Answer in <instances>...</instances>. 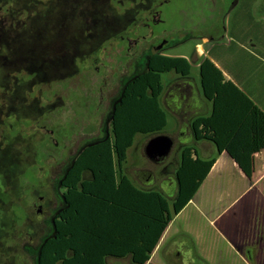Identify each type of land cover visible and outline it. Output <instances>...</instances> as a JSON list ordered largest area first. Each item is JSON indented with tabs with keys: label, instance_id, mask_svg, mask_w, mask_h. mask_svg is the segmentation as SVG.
Returning a JSON list of instances; mask_svg holds the SVG:
<instances>
[{
	"label": "rangeland",
	"instance_id": "rangeland-1",
	"mask_svg": "<svg viewBox=\"0 0 264 264\" xmlns=\"http://www.w3.org/2000/svg\"><path fill=\"white\" fill-rule=\"evenodd\" d=\"M156 10L160 18L145 22L136 34ZM242 17L264 20V0H0V264H36L32 255L52 236L60 210L42 216L36 205L47 210L62 198L58 178L68 161L111 135L112 100L135 65L145 71L155 53L190 58L201 37L235 33L244 27L237 24ZM169 75L175 73L163 76L165 85ZM192 78L199 79L194 63ZM172 112L159 134L176 141L167 160L175 178L179 142L189 139L177 135ZM152 138L136 136L127 166L140 184L146 180L141 173L154 170L158 186L164 165L155 169L144 154ZM173 178L161 181L168 200L177 192ZM146 185L153 186L152 180ZM196 216L189 207L174 217L171 234ZM209 221L203 220L201 229L210 238L215 231ZM209 238L192 250L206 262L188 257L189 264H243L226 241ZM167 247L157 249L153 264H166Z\"/></svg>",
	"mask_w": 264,
	"mask_h": 264
},
{
	"label": "trees",
	"instance_id": "trees-1",
	"mask_svg": "<svg viewBox=\"0 0 264 264\" xmlns=\"http://www.w3.org/2000/svg\"><path fill=\"white\" fill-rule=\"evenodd\" d=\"M145 69L124 85L111 114V136L86 147L62 176L64 209L55 221V236L35 254L36 264H109L110 258L152 264L164 232L215 165V158L203 160L195 146H184L175 168L177 193L171 200L159 190L137 188L124 175L136 136L154 137L168 125L163 76L188 78L193 68L184 57L155 53ZM200 82L212 112L191 122L195 142L207 141L218 153L227 152L252 179L255 154L264 149V112L210 59L200 66Z\"/></svg>",
	"mask_w": 264,
	"mask_h": 264
},
{
	"label": "crops",
	"instance_id": "crops-1",
	"mask_svg": "<svg viewBox=\"0 0 264 264\" xmlns=\"http://www.w3.org/2000/svg\"><path fill=\"white\" fill-rule=\"evenodd\" d=\"M237 24L244 27L230 35L217 33L213 37H201L202 42L197 45L195 54L190 58L184 57L191 62L192 68L193 63L197 64L198 81L192 78V74L188 78L175 74L169 75L170 79L165 85L162 107L166 114L173 111L177 135L189 139L188 143L181 145L195 146L201 159L215 158L216 163L194 198L176 216H182L187 208L193 207L197 213L195 218H191L193 223L180 226L178 231L171 234L173 219L153 252L150 263L154 253L164 244L168 245L166 264H189L186 260L188 257L206 262L203 254L197 251L192 253V250L209 238L201 229V222L210 220L215 234L208 240L219 237L226 241L243 264H264V149L255 154V172L249 179L227 152L218 153L216 147L207 141L196 143L191 130V122L195 118L209 116L212 112V103L204 98L201 90L200 66L205 59H210L227 81L242 89L264 112V20L242 17ZM169 167L160 174L161 181L173 178ZM123 172L137 188L161 191L148 176L140 184L128 171L127 164ZM150 180L153 186L146 185ZM223 203L222 209L216 211ZM185 250L189 254H185ZM125 260L129 261L110 258L108 263L121 264Z\"/></svg>",
	"mask_w": 264,
	"mask_h": 264
},
{
	"label": "flooded vegetation",
	"instance_id": "flooded-vegetation-1",
	"mask_svg": "<svg viewBox=\"0 0 264 264\" xmlns=\"http://www.w3.org/2000/svg\"><path fill=\"white\" fill-rule=\"evenodd\" d=\"M162 5V3H160V6ZM160 18V11L159 10H156L155 12H154V14L153 15H151V16H149V17H146L145 18V20H144V22L142 23V24H139V26H138V28H137V31H136V34H138V32L143 28V27H146L145 26V22H147V21H150V20H158ZM130 40V38H128L127 39V41H129ZM138 42H140V41H137V40H135V45L137 46L138 45ZM152 48H153V46L152 47H150V48H148V49H146V50H144V52L140 55V57H142L144 54H146V53H148V52H151L152 51ZM140 57H139V59H140ZM139 61V60H138ZM138 63V62H137ZM142 68V67H141ZM141 68L139 67V66H137V64L135 65V67H134V71H133V73L129 76V77H127V78H125V79H129L131 76H133L134 74H136V73H138L140 70H141ZM124 79V80H125ZM124 80L122 81V87H121V89H120V92H119V95L116 97V98H114L113 100H112V103H111V111H110V114H109V120H110V123H111V114H112V112H113V109L115 108V106H116V104L119 102V100H120V97H121V93H122V90H123V88H124V85H125V83H124ZM164 135H167V136H169V137H171L172 138V140H173V142H174V146H175V139L173 138V136H171V135H168V134H164ZM109 136H111V135H109L108 133H107V135L106 136H104L103 138H101L100 140H95V141H93L92 143H90L89 145H86V146H84V147H82L81 148V150L78 152V154L75 156V157H73V158H71L69 161H68V163L65 165V167H64V169H63V172H62V174L60 175V177L58 178V180H59V183L61 184V178H62V176L66 173V171H67V169H69V167L72 165V163L74 162V160L77 158V156L86 148V147H88V146H90V145H93L94 143H99V142H101V141H103V140H105L106 138H108ZM179 144H180V151H181V149L184 147V146H182L181 145V143L179 142ZM144 154H145V148H144ZM146 156V155H145ZM168 158L169 157H167V158H165V159H163V160H160V161H151V160H149L148 162L155 168V169H157V167H161V166H163V168H162V170L160 171V174L161 173H163L165 170H167V167L168 166H171L172 164H173V162H167V160H168ZM168 164H167V163ZM143 178L144 177H146L147 178V176H148V178L150 177V178H152L153 179V181L155 182V187H161L162 185H161V182H160V184H158V186H156V180H157V176H156V173H155V171L154 170H152V169H150V170H146L142 175H141ZM162 188V187H161ZM177 193V192H176ZM43 200L44 199H39V201L40 202H43ZM44 205L43 204H39V205H36V207H38L37 208V213L38 214H40V215H44V214H46V213H50V212H53V211H55V210H59L56 214H55V217H54V221H53V224H52V229L50 230V232H52V236L51 237H54L55 236V233H56V226H55V221H56V219H57V217L59 216V214L63 211V209H64V202H63V199L62 198H59V199H57V201H56V203L52 206V207H50L49 209H47V210H44L43 207ZM46 234H47V232H46ZM51 237H48V238H51ZM47 238V239H48ZM46 239V240H47ZM32 255V254H31ZM34 258H35V261H36V257H35V254H33L32 255Z\"/></svg>",
	"mask_w": 264,
	"mask_h": 264
},
{
	"label": "water",
	"instance_id": "water-1",
	"mask_svg": "<svg viewBox=\"0 0 264 264\" xmlns=\"http://www.w3.org/2000/svg\"><path fill=\"white\" fill-rule=\"evenodd\" d=\"M174 142L171 137L159 134L148 141L145 146V155L151 161H160L169 157Z\"/></svg>",
	"mask_w": 264,
	"mask_h": 264
}]
</instances>
